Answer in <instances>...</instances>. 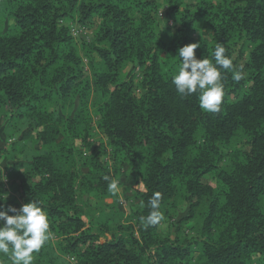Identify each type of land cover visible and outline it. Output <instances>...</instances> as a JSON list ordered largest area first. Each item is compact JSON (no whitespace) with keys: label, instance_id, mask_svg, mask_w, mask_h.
Listing matches in <instances>:
<instances>
[{"label":"trees","instance_id":"trees-1","mask_svg":"<svg viewBox=\"0 0 264 264\" xmlns=\"http://www.w3.org/2000/svg\"><path fill=\"white\" fill-rule=\"evenodd\" d=\"M163 3L179 16L175 29L159 16ZM0 12L11 22L0 28V109L10 119H30L49 147L22 181V202H40L74 264H264V0H0ZM79 18L96 25L93 41L83 44L91 77L64 24ZM192 43L200 44L196 57L209 60L221 43L238 69L252 46L244 78L237 83L226 74L220 113L202 110L196 95L181 98L171 82L182 63L178 49ZM129 64L143 72L140 96ZM69 104L74 113L56 114ZM90 106L145 185L139 221L154 192L161 193V213L186 194L190 214L182 222L207 204L194 241L163 239L161 221L141 224L140 237L99 241L112 234L109 219L85 220L77 191L83 172L76 141H88ZM93 171L108 188L111 171ZM34 255V264H47L43 249ZM6 258L0 254L4 264Z\"/></svg>","mask_w":264,"mask_h":264},{"label":"rangeland","instance_id":"rangeland-1","mask_svg":"<svg viewBox=\"0 0 264 264\" xmlns=\"http://www.w3.org/2000/svg\"><path fill=\"white\" fill-rule=\"evenodd\" d=\"M190 2L191 0H187V3ZM159 16L166 27L175 29L179 24V16L166 3L160 6ZM3 19L4 16L0 12V28L7 27L11 23L3 21ZM93 22L92 19L80 20V18L72 22H64L70 27V31L77 41L85 75L90 77L92 76L91 64L85 55L87 49L85 47L84 50L83 44L93 41V30L96 26ZM251 51L252 46H249L245 52L244 61L242 60L239 64L240 66H244L248 62ZM127 72L134 76L133 92L140 96L142 94V70L139 66L129 64ZM55 111L57 115L59 113L67 114L72 111V108L69 104L66 110L55 107ZM0 113V172H2L0 175L7 177L6 181L0 179V195L7 197L6 200H0V210H6L9 206L20 208L24 205L20 193L22 181L27 177V173L32 170L34 157L49 150V147L41 142L39 138L41 129L36 125L32 126L30 119H10L4 116L5 112L2 109H0ZM71 113H74V110ZM89 113L93 119V127L90 130L88 141L85 144H83L82 139L76 141L81 155V158L77 157V160L83 172V176L77 185L79 213L87 221L99 218L102 221L106 218L109 219L112 234L107 232L100 236L99 241L102 243L111 240L113 234L129 236L134 233L140 237L141 223L135 213L141 201V194L146 190L145 185L140 178L134 175L132 163L124 155L119 157L116 154L109 136L98 127L99 116L96 114L94 106L89 107ZM62 138L64 137L62 136L60 139ZM235 145L237 144L235 143L233 146ZM82 161L87 163L84 167H82ZM97 167L109 169L111 177L119 181L120 191L117 195L107 194L109 193L108 188L103 187L97 177L95 180L92 174ZM208 181V179L204 180L206 183ZM98 189L99 193L97 192ZM104 193L106 196H103ZM184 196L172 201L164 208L163 219L160 224V235L163 239L179 237L181 242L194 241L201 229L207 213V204L203 203L196 207L195 216L186 222H182L181 220L190 214V208ZM42 249L46 256L43 262H47V264L75 263L76 258L64 252L61 238L54 233ZM193 249L192 256L194 257L198 253L199 246L193 245ZM5 261V264H11L8 258Z\"/></svg>","mask_w":264,"mask_h":264},{"label":"clouds","instance_id":"clouds-1","mask_svg":"<svg viewBox=\"0 0 264 264\" xmlns=\"http://www.w3.org/2000/svg\"><path fill=\"white\" fill-rule=\"evenodd\" d=\"M199 47V43H192L178 49L182 63L171 82L181 98L196 95L202 110L220 113L226 96L223 82L226 74L231 73L232 80L239 83L245 76L243 66L236 68L221 43L215 45L213 60L198 59L196 49ZM0 179L6 181L7 177L0 175ZM104 179L108 181V192L117 195L119 181L108 175ZM6 199L5 195H0V200ZM160 205L161 193L154 192L148 200L151 211L140 217V223L146 229L163 219ZM9 212L14 215H9ZM51 236L48 214L39 201L32 200L19 209L9 206L0 210V254L6 256L11 264H34V254L41 251ZM0 264L4 262L0 261Z\"/></svg>","mask_w":264,"mask_h":264}]
</instances>
